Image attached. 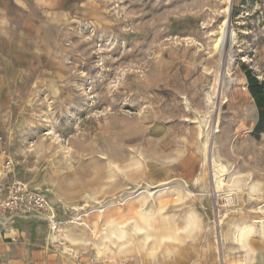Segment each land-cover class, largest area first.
Returning a JSON list of instances; mask_svg holds the SVG:
<instances>
[{"label": "rangeland", "instance_id": "obj_1", "mask_svg": "<svg viewBox=\"0 0 264 264\" xmlns=\"http://www.w3.org/2000/svg\"><path fill=\"white\" fill-rule=\"evenodd\" d=\"M0 29L17 49L28 32L52 41L30 44L27 68L5 63L0 199L22 183L74 219L62 257L264 264V127L246 75L264 83V0H0Z\"/></svg>", "mask_w": 264, "mask_h": 264}, {"label": "crops", "instance_id": "obj_2", "mask_svg": "<svg viewBox=\"0 0 264 264\" xmlns=\"http://www.w3.org/2000/svg\"><path fill=\"white\" fill-rule=\"evenodd\" d=\"M61 2V0H60ZM34 10L35 8H31ZM49 13L51 7L45 5ZM30 25V24H29ZM17 35L0 29V83L5 77V63L13 62L18 69L28 67V62L37 58L38 49L31 45H48L51 40L33 32L27 33V45L17 49ZM23 42L22 38L19 41ZM17 236L20 243H11L8 236L0 237V264H76L62 257L47 241L48 229L44 221L36 216L20 217L16 220Z\"/></svg>", "mask_w": 264, "mask_h": 264}, {"label": "built area", "instance_id": "obj_3", "mask_svg": "<svg viewBox=\"0 0 264 264\" xmlns=\"http://www.w3.org/2000/svg\"><path fill=\"white\" fill-rule=\"evenodd\" d=\"M10 166V159L4 156L3 169L8 171ZM118 204L120 203L118 202ZM29 216H36L44 221L49 233L48 243L53 248H60L64 245L61 239L62 226L67 222L75 223L74 219L62 221L44 194L30 189L22 183H15L8 188L7 196L0 199V235L8 236L11 243H20L15 226L16 220ZM78 225H84V222H79ZM88 229L91 238L95 240L102 239L106 232L104 225L99 226L98 229ZM72 256L76 258L77 262H81V257L77 253ZM93 262L97 263L98 261L94 260Z\"/></svg>", "mask_w": 264, "mask_h": 264}, {"label": "bare ground", "instance_id": "obj_4", "mask_svg": "<svg viewBox=\"0 0 264 264\" xmlns=\"http://www.w3.org/2000/svg\"><path fill=\"white\" fill-rule=\"evenodd\" d=\"M225 10H228L227 7L225 8ZM227 26H228V21L225 17V19L221 23V35L216 39V42L214 44V49L220 50L223 53H225L226 47L229 46L227 45V42L228 44L229 43L231 44L235 39L234 33L233 32L229 33V29L227 28ZM210 165L212 166V177L215 183L214 189L215 191L217 190L219 191L221 185L224 183V177L221 174V172L224 171V167L222 165H216L213 157H211L210 159ZM240 239L241 241L243 240L242 237H240ZM66 250L69 251L71 254L74 253L72 252L71 249L66 248Z\"/></svg>", "mask_w": 264, "mask_h": 264}, {"label": "trees", "instance_id": "obj_5", "mask_svg": "<svg viewBox=\"0 0 264 264\" xmlns=\"http://www.w3.org/2000/svg\"><path fill=\"white\" fill-rule=\"evenodd\" d=\"M248 90L255 101V105L259 111V120L256 129L264 127V83L257 80L254 76L246 72Z\"/></svg>", "mask_w": 264, "mask_h": 264}]
</instances>
